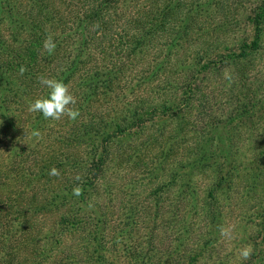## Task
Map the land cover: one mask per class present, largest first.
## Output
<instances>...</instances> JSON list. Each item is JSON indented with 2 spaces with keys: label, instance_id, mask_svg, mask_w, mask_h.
I'll use <instances>...</instances> for the list:
<instances>
[{
  "label": "trees",
  "instance_id": "16d2710c",
  "mask_svg": "<svg viewBox=\"0 0 264 264\" xmlns=\"http://www.w3.org/2000/svg\"><path fill=\"white\" fill-rule=\"evenodd\" d=\"M185 2L18 0L19 13L0 16L1 23L6 20L10 24V38L14 40L9 44V38L0 32V264H205L204 251L218 241L217 238L214 243L209 233L219 236L224 220L220 205H230L226 191L228 185L232 184V190L235 184L234 170L227 172L229 169L220 165L229 160L232 148L228 123L224 124L222 117L201 137L182 130L180 118L191 110L196 86L192 77H186L182 91L177 90V80L184 75L180 71L177 76L175 65L167 71L176 82L163 94L166 98L152 103L136 96L127 101L123 93L131 81H141L150 74V52L160 39L166 44L169 40V50L188 42L192 27L188 25L189 18L183 16L193 15ZM262 17L253 19L255 48L264 39ZM49 34L57 45L51 55L43 50V41ZM161 53L155 50L154 55ZM164 63L157 65L155 74L162 71ZM21 66L27 69L23 75L19 74ZM40 75L69 86L80 112L75 121L67 117L51 120V128L44 129L42 124L49 120L28 111L30 102L48 95V89L38 81ZM115 95L120 97L116 102L112 98ZM16 107L24 111L18 115ZM180 107L183 109L177 116V161L174 169L162 172L163 159L159 160V154L146 165L144 152L151 149L144 142L145 125L167 119L170 112ZM23 120L29 123L28 134ZM33 131H39L40 137L35 139ZM213 139L220 146H213ZM80 145L83 151L78 150ZM127 152L131 168L143 166V170L141 178L130 181L134 182L138 208L122 212L121 222L117 220L119 213L113 211L116 202L111 196L115 193L118 199L129 194L123 184L109 179L115 178L111 174L124 165ZM166 153L161 155L165 157ZM257 161L264 163V154ZM52 167L60 171L59 176L49 175ZM250 170L251 174L244 175L251 185L247 193L259 187L264 173L257 162L251 163ZM197 171L206 180L203 191L195 185ZM176 173L177 182L173 178ZM76 175L81 181L74 179ZM77 185L83 188L79 197L72 194ZM172 190L176 192L177 210L168 206L167 212L172 215L170 223L178 236L165 247L163 240L153 247L156 238L152 226L164 218L158 215L159 206L163 205L160 194ZM89 204L94 206L89 208ZM254 215L260 224L264 222V213ZM145 219L152 223L144 222ZM197 222L203 234L195 243L191 235ZM140 224L143 226L138 227ZM134 232L144 239L127 245ZM190 241L191 249L186 247ZM151 248L161 250L160 255Z\"/></svg>",
  "mask_w": 264,
  "mask_h": 264
},
{
  "label": "rangeland",
  "instance_id": "374dc122",
  "mask_svg": "<svg viewBox=\"0 0 264 264\" xmlns=\"http://www.w3.org/2000/svg\"><path fill=\"white\" fill-rule=\"evenodd\" d=\"M185 3L187 4L186 8L191 9V15H193L183 16V18H189L188 25L192 27L188 42L185 40L184 43L177 44V48L173 46L169 50V40L166 44L160 39L150 52L152 55L148 62L153 66L150 74L141 81L137 79L131 81L130 87L123 93L127 96V101L138 96L154 103L158 98H166L163 94L169 92L172 84L176 82L174 77L167 73L169 67L175 65L177 76L180 71L184 75L183 79L177 78V90H181L186 77L189 79L192 77L191 80L196 86V94L193 96L192 108L189 113H186L184 117L181 115L183 117L180 118L182 130L185 133L199 134L201 137L210 126L223 117L224 124L228 123L227 130L232 148L229 151V160L220 165L224 169H229L227 172L234 170L236 176L233 189L231 190V184L230 187L228 185V191H226V196L231 198L230 205L229 203L226 204L228 206L223 203L220 205L221 213L224 216L221 227L229 229L230 235L222 236L220 232L219 236L216 237V235L209 233V238L215 240L214 243L217 238L218 241L216 245H212L210 250L204 251L207 260L205 264H264V222L260 224L254 215L257 212L258 214L264 213V173H261L258 182L259 187L253 192L247 193L248 187L250 188L251 185L248 186L244 180V175L251 174L252 162H257L264 170V163L257 161L261 154H264V39L258 48L252 44L255 34L253 19L255 16H264V0H206L205 3H200V0H186ZM197 4L199 5L196 6ZM20 11L21 7L18 0H0V16H14ZM180 17L177 16V18ZM261 22L264 25V17H262ZM11 31L12 28L8 21L0 22V32L9 38L7 39L9 44L14 42L10 38L12 36ZM262 37H264V32H262ZM155 50L162 53L155 56ZM212 52L217 56H210ZM205 54L209 55L205 56ZM239 54H246L245 58L237 60L236 57ZM208 56H210L209 60L207 59ZM150 60L156 64L153 65ZM163 61L165 62L164 68L155 74L157 65H163ZM192 61L194 64L191 63ZM189 67H191L190 70H188ZM147 80L146 85H143ZM133 90L134 95L131 94ZM112 98L114 102L120 99L118 95ZM182 109L183 107H180V109L170 112L167 119L164 117L146 123V141L144 142L148 143V148L151 149L144 152L146 165L150 159L159 154V160L160 158L163 159L160 163V166L164 168L162 172L174 169L175 160L177 161V118ZM16 110L18 115L24 111L21 107H16ZM42 118L46 120L44 117ZM26 121L23 120V125L28 134L29 123ZM52 124L53 122L49 120L42 124V128H51ZM34 138L36 139V137ZM212 143L215 147L220 146L216 144V139H213ZM78 150L83 151V145L78 146ZM236 151L237 154H235ZM164 152H167L165 157L161 155ZM129 155L127 152V157L123 156L124 165L119 166L116 174H111L115 178L109 179V182L123 184L124 190L129 194L125 198L118 196V199H116L115 193H112L111 196L112 200L116 202L113 211L119 213L117 220L121 222V213L126 212L128 208L136 211L138 208L136 206L139 204V199H135L133 195L134 182L130 181L142 177L143 166L137 169L131 168ZM215 161H218V157L215 158ZM120 163L122 162L117 164ZM121 168H123L122 172ZM198 173V171L194 173L196 176L195 185L199 191H203L206 180ZM174 175V181L177 182V173ZM145 176L146 173L143 177ZM111 191H114V188H111ZM175 194L174 190L160 194L163 205L159 206L158 215L164 218L158 219L155 226H152L153 236L156 238L153 247H157V242L160 241L161 243L162 240L165 247L178 236L175 230H172L170 223L172 222V215L167 212L168 206L177 210V203L174 200ZM128 196L131 197L128 198ZM240 197L241 199L235 202ZM105 199L102 197V200ZM121 202L122 205H120ZM151 209L153 210V208ZM179 209L183 210L181 205H179ZM152 210H150V214L154 215ZM165 212L169 214V216L166 215L167 218H170L169 220L164 216ZM163 213L164 215H162ZM144 222L152 223V220L145 219ZM142 226V224L138 225V227ZM160 230L163 232L162 236H158ZM200 231L202 232V229L197 222L192 231V242L195 241L196 243L200 235L203 234ZM143 237H137L134 232L129 237L130 241L127 245H130L134 240L136 243H140L144 239ZM120 238H124V236ZM192 242L190 241L186 247L191 249ZM249 245L253 248V254L249 260H243L239 256V250ZM164 247L161 250L164 251ZM151 251L157 253V256L160 255L159 250L155 251L151 248ZM149 255L152 256L153 254L150 252Z\"/></svg>",
  "mask_w": 264,
  "mask_h": 264
},
{
  "label": "clouds",
  "instance_id": "9594fccd",
  "mask_svg": "<svg viewBox=\"0 0 264 264\" xmlns=\"http://www.w3.org/2000/svg\"><path fill=\"white\" fill-rule=\"evenodd\" d=\"M57 45L51 34L47 35L43 41V50L51 55L54 53ZM27 71L26 67L21 66L19 68V74L23 75ZM39 83L48 89V95L36 98L28 105V111L30 113H40L46 120L60 121L62 118L67 117L68 119L75 121L79 116L80 112L75 107L77 104V98L72 94L70 88L63 81H59L55 78H49L44 75L38 77ZM33 137L39 138L40 132L33 131L31 133ZM50 176H59L60 171L56 167H52L49 171ZM75 180L81 181V177L76 175ZM72 194L79 197L83 194V188L77 185L73 188ZM94 205L89 204L88 207L92 208ZM222 236L230 235L229 229L221 227L220 229ZM253 254V248L249 245L239 250V256L243 260H249Z\"/></svg>",
  "mask_w": 264,
  "mask_h": 264
}]
</instances>
